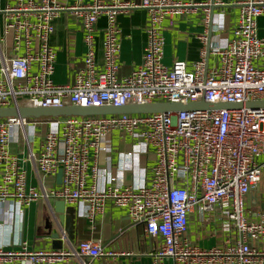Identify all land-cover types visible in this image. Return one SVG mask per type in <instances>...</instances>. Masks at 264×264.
<instances>
[{"label":"built area","instance_id":"2783aa9c","mask_svg":"<svg viewBox=\"0 0 264 264\" xmlns=\"http://www.w3.org/2000/svg\"><path fill=\"white\" fill-rule=\"evenodd\" d=\"M238 21L232 38L214 48L216 64L208 68L204 54L188 70L183 62L163 64L165 19L202 10L206 22L212 9L225 0L195 3L183 0H140L65 6L57 0H26L5 11L16 15L4 25V37H12L10 54L0 51V108L123 107L153 103L244 104L264 101V38L257 36V19L264 16V0H235ZM147 15L146 46L141 64L119 76L120 29L116 18L130 10ZM61 11L74 12L83 29L86 52L72 81L58 85L51 76L55 52L49 45L52 21ZM24 15L23 19L17 18ZM100 16L102 64L96 60L94 33ZM34 19L33 21L31 20ZM205 42L206 38H200ZM22 50V54L19 51ZM39 136V149H30ZM117 133L131 138L154 154L147 185L125 186L100 169L97 157L103 138ZM23 142L26 156L11 152V144ZM134 150L121 151L133 156ZM22 156V157H20ZM43 177L61 171L58 187L36 189L27 185L26 164ZM92 163V164H91ZM264 167V109L204 110L146 115L61 117L53 119H0V207L6 214L23 216L33 202L50 200L82 207L91 224L110 205L127 212L143 227L150 240L160 239L154 264H210L225 258L227 264H256L264 251L255 244L264 238V215L248 218L245 199L260 182ZM88 181H91L88 183ZM10 205L9 209L7 206ZM216 214L211 224L234 233L235 245L226 250H204L187 239L188 215ZM6 224L0 220V230ZM64 234V233H63ZM19 250L0 244V264H95L112 258L99 241L86 240L72 250L30 251L24 242Z\"/></svg>","mask_w":264,"mask_h":264},{"label":"crops","instance_id":"0c3cea01","mask_svg":"<svg viewBox=\"0 0 264 264\" xmlns=\"http://www.w3.org/2000/svg\"><path fill=\"white\" fill-rule=\"evenodd\" d=\"M34 1L40 3V0ZM57 1L65 6L90 5L92 2V0ZM102 1L107 4L112 2L137 4L140 0ZM183 1L202 3L205 0ZM234 1L225 0L228 5L220 10L214 9L212 17H208L207 22L206 14L202 10L176 16L172 20H163V64L170 67L174 62L179 61L185 63L186 68L191 70L193 64L201 59V52L204 51L206 66L213 67L216 64V58L212 55V50L221 44L224 45L232 38L233 29L238 21V7L230 4ZM23 3H26V0H0V51L5 50L7 54L11 51L12 37L10 35L4 37V25L14 20L16 15L5 10ZM26 15L20 14L17 18L23 19ZM31 20L34 19L31 18ZM116 21L120 29L119 76H125L141 64L146 46V11L130 10L119 14ZM52 26L53 32L49 37V45L55 52V62L51 79L53 83L62 85L72 81L73 76L82 66L86 52L83 44L84 33L80 19L71 11H61L52 21ZM105 26L106 18L100 16L95 24L94 33L96 60L99 65L102 64L101 42ZM203 36L206 38L205 42L200 39ZM257 36L264 38V16L257 19ZM19 54H22V50ZM31 136L30 130L28 133V137L31 138L30 149L36 153L39 149V136L33 138ZM142 148L131 138L121 139L117 133H111L101 142L97 157L98 167L117 178L118 182L125 186L136 188L147 185L154 165V154L152 149L148 148L146 155H140ZM132 149L134 155L130 157L120 153ZM10 151L13 153L23 151L26 156L27 146L23 142L13 143L10 145ZM26 169L28 186L38 190L43 187L59 186L56 183V175L43 177L32 163L26 164ZM53 202L55 201L33 202L25 208L22 217L16 213L14 216L6 214L5 208L0 207V220L6 224V227L0 230V244L7 250H19L17 244L24 242L30 251H67L76 248L81 241L93 240L99 241L104 251L115 255L112 258H100L95 261V264H154V254L160 246V239L147 238L143 227L140 224H134L125 210L110 205L105 207L102 214L95 216L93 224L81 215L82 207L65 205L75 209L74 224L70 229L71 236L65 232L67 225L59 226L55 222L54 230L59 232V240L54 243L49 236H46L44 228V220L48 216L54 218ZM7 207L11 208L10 205ZM245 210L251 220H259V216L264 215V167L261 170L259 184L246 196ZM216 218V214L203 215L196 210L190 213L186 236L188 241L204 250L214 248L226 250L235 245L237 237L234 233L218 230L221 224H211ZM255 246L258 250L264 251V238ZM216 260L218 262L213 264H227L225 258ZM13 264H20V262ZM58 264H75V261L69 260ZM165 264H172V262L165 261ZM256 264H264V257L260 258Z\"/></svg>","mask_w":264,"mask_h":264},{"label":"water","instance_id":"95a60500","mask_svg":"<svg viewBox=\"0 0 264 264\" xmlns=\"http://www.w3.org/2000/svg\"><path fill=\"white\" fill-rule=\"evenodd\" d=\"M213 10H211V17ZM247 109H264V101L247 102L244 104H207L204 102L189 104H173V103H153L148 105H127L123 107H76L63 106L61 108H0V119L8 117H19L24 119H41V118H61V117H96V116H115V115H146L153 113H174L182 111H204V110H239ZM56 183H61V171L56 174ZM54 218L49 216L44 220V228L46 236H49L55 243L59 240V232L54 230V224L67 225L65 232L71 236V227L74 224L75 209L67 207L63 202L55 201L52 204ZM57 215V216H55ZM56 222V223H55ZM59 248V246H58Z\"/></svg>","mask_w":264,"mask_h":264}]
</instances>
